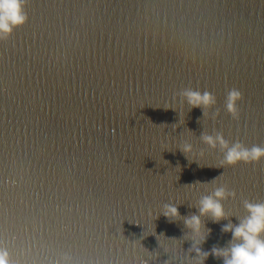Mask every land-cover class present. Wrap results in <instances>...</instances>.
<instances>
[{
  "label": "water",
  "instance_id": "95a60500",
  "mask_svg": "<svg viewBox=\"0 0 264 264\" xmlns=\"http://www.w3.org/2000/svg\"><path fill=\"white\" fill-rule=\"evenodd\" d=\"M24 11L0 40L10 264H197L183 218L218 187L236 195L221 201L226 219L200 217L202 250L226 246L221 228L248 215L243 202L264 203V159L222 166L201 134L264 147V0H27ZM185 88L215 95L207 116L181 102ZM232 88L238 119L225 109Z\"/></svg>",
  "mask_w": 264,
  "mask_h": 264
},
{
  "label": "clouds",
  "instance_id": "9594fccd",
  "mask_svg": "<svg viewBox=\"0 0 264 264\" xmlns=\"http://www.w3.org/2000/svg\"><path fill=\"white\" fill-rule=\"evenodd\" d=\"M27 0H0V40L8 39L13 29L27 22V13L24 11ZM182 103H187L190 109L200 108L203 115L207 116V110L213 108L216 97L209 91L201 92L191 88H185L179 92ZM239 89H229L225 99V109L234 118H239L237 104L242 100ZM217 110L215 115H218ZM202 141L210 148H217L224 153L221 165L235 166L241 162L245 164L259 163L264 159V147H245L241 142L229 144L222 133L215 135L201 134ZM182 153L192 151V146L185 143L181 147ZM236 193L225 187H218L211 195L204 196L199 201L198 213L184 217V225L190 230L192 241L190 251L196 254L197 264H204L209 256L223 260V264H264V203H252L245 200L244 208L248 215L239 219L238 224L231 221L221 228L222 233H231V240L221 247L213 245L210 251L202 250V244L207 240V234L202 231L201 216H209L213 222L219 223L226 219L222 200L234 198ZM163 215L169 222L180 218L178 208L166 204ZM210 231L208 234H210ZM0 264H10L8 252L0 248Z\"/></svg>",
  "mask_w": 264,
  "mask_h": 264
}]
</instances>
